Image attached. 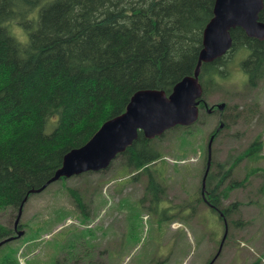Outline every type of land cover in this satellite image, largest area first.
I'll return each instance as SVG.
<instances>
[{"label":"trees","instance_id":"obj_1","mask_svg":"<svg viewBox=\"0 0 264 264\" xmlns=\"http://www.w3.org/2000/svg\"><path fill=\"white\" fill-rule=\"evenodd\" d=\"M213 5L214 0H0V210L23 207L32 190L54 175L63 156L124 112L137 90L169 94L176 82L192 75ZM258 19L264 22V0ZM230 35L226 54L201 64L203 101L234 70L244 74L250 88L264 78V39L249 37L239 27ZM216 106L211 105L213 111ZM171 129L153 139L138 131L116 156L132 179L146 177L151 210L165 190L156 141ZM263 148L264 140L255 138L223 177L239 159ZM209 172L206 186L215 179ZM254 173L247 171L234 186H244ZM216 188L206 189L202 200L225 219L231 210L219 206ZM68 191L79 213L88 217L83 196L75 188ZM156 211L167 216L166 209ZM10 234L11 228L0 224V240ZM17 247L9 248L2 264H16Z\"/></svg>","mask_w":264,"mask_h":264},{"label":"rangeland","instance_id":"obj_2","mask_svg":"<svg viewBox=\"0 0 264 264\" xmlns=\"http://www.w3.org/2000/svg\"><path fill=\"white\" fill-rule=\"evenodd\" d=\"M231 74L203 96L208 108H226L201 109L193 126L173 128L156 141L165 190L155 211L145 196L146 177L132 179L116 158L106 170L62 177L28 196L19 219L23 234L0 246V264L17 246L16 264H207L217 253L213 264H264V148L223 177L255 138L264 140V78L250 88L242 72ZM216 129L209 166L215 179L206 189L217 184L219 206L231 210L225 219L201 196L207 143ZM249 170L255 173L248 182L234 186ZM69 188L83 196L88 217ZM17 212L1 209L0 224L12 228Z\"/></svg>","mask_w":264,"mask_h":264},{"label":"water","instance_id":"obj_3","mask_svg":"<svg viewBox=\"0 0 264 264\" xmlns=\"http://www.w3.org/2000/svg\"><path fill=\"white\" fill-rule=\"evenodd\" d=\"M261 8L262 0H214L213 16L203 29L202 49L193 74L176 82L169 94L158 89L137 90L124 112L104 121L83 145L68 151L63 156L61 166L47 183L32 192H39L62 177L106 169L118 154L132 144L138 131L146 138L153 139L176 125L188 126L196 122L203 93L198 80L201 64L226 54L232 44L230 31L236 27L249 37L264 39V22L258 19ZM217 107L222 109L224 103ZM212 140L213 137L207 144L208 160L201 181L202 193L210 166ZM21 211L22 205L18 209L15 226L19 223ZM22 234L23 231L18 230L15 237L1 240L0 246Z\"/></svg>","mask_w":264,"mask_h":264},{"label":"flooded vegetation","instance_id":"obj_4","mask_svg":"<svg viewBox=\"0 0 264 264\" xmlns=\"http://www.w3.org/2000/svg\"><path fill=\"white\" fill-rule=\"evenodd\" d=\"M206 104L205 103H203V108H204V110H206L207 109V107L205 106ZM207 111V110H206ZM212 111V110H211ZM15 221V220H14ZM16 227H17V229H16ZM20 227H21V223L19 222L18 224H17V226H15L14 225V222H13V226H12V228H11V234L9 235V236H11V237H15V234L17 233V231L18 230H20ZM22 228V227H21ZM8 237V236H7ZM212 260V259H211ZM210 260V261H211ZM210 261L207 263V264H210ZM214 262V261H213ZM213 262L211 263V264H213ZM158 264V263H157Z\"/></svg>","mask_w":264,"mask_h":264}]
</instances>
